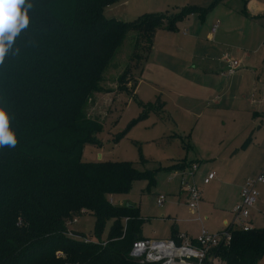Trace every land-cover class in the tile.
<instances>
[{
	"label": "trees",
	"instance_id": "trees-1",
	"mask_svg": "<svg viewBox=\"0 0 264 264\" xmlns=\"http://www.w3.org/2000/svg\"><path fill=\"white\" fill-rule=\"evenodd\" d=\"M119 1L28 0L29 25L14 44L19 53L10 52L0 65V107L18 141L0 148V264H140L130 255L133 243L144 238L140 206L114 204L109 195L129 192L137 180L153 185L156 170L131 161L84 160L85 143L96 141L103 127L87 107L95 92L107 91L103 71L129 29L146 37L152 52L159 28L175 30L179 20L209 8L148 12L135 21L107 17L106 8ZM127 75L128 69L119 76V90H129ZM154 103L162 104L159 98ZM192 164L183 160L174 167ZM82 213L95 216L98 241L68 233L67 222ZM177 235L173 224L171 237ZM210 254L224 264H259L264 227L236 229L229 246Z\"/></svg>",
	"mask_w": 264,
	"mask_h": 264
},
{
	"label": "rangeland",
	"instance_id": "rangeland-1",
	"mask_svg": "<svg viewBox=\"0 0 264 264\" xmlns=\"http://www.w3.org/2000/svg\"><path fill=\"white\" fill-rule=\"evenodd\" d=\"M189 6L209 9L203 14L197 12L184 17L189 21H186L187 19L184 21V18L179 20L175 34H179L180 37L184 33L191 34L185 29H191L189 22L194 21L200 28H204L206 33L217 21L221 26L218 31L225 27L232 29L234 32L231 35L236 49H229L232 54L230 55L237 56V49H240L241 53L244 50L251 53L252 58L242 62V68L236 74L243 72L244 76L235 80L231 92L236 93V88L241 85L244 93L249 95V86L253 85L254 79L251 70L254 62L257 63L259 76L264 78V0H121L109 5L105 14L109 18L135 21L144 13L163 12L166 15H173ZM158 30L169 32L162 28ZM163 37L161 33L157 41H162ZM148 48L147 38L143 37L138 30L127 31L122 45L115 51L109 65L103 71L101 84L107 91L95 92L93 100L87 107L88 113L91 116H97L103 127L94 135L96 141L85 143L82 157L90 162L131 161L139 169L156 170V182L153 185H149L148 180H137L129 192L109 195L114 204L140 206L141 215L144 217L143 232L147 237H158L170 233L172 230L170 216L177 212L189 213L185 202L179 199L182 196L180 184L183 179L193 181L201 187L203 179L201 168L206 169L211 165L212 169L217 171L218 179L222 176L228 182L226 174L240 168L238 177L234 181L223 187H214L210 196L204 195V202L208 204V209L202 206L200 213L204 218L205 226L215 230L217 223H212V220H216L209 210V203L213 201L218 203L221 197L220 191L224 189L240 192L247 180L256 178L264 167L262 164L264 163V127H261L263 118L253 117L249 102L246 103L243 100L238 101L237 105L232 104L230 110L225 106L219 107L224 110L222 113H218L219 110L214 112V109L205 113L201 112L202 106L197 104L192 110L195 111L193 114L184 115L173 107V112L172 109H168L166 116H161L163 111L155 105L156 96H153V92L143 94L147 100L136 92L133 94L136 79L141 75L148 59H151L150 54L153 51H148ZM176 55L182 60L191 57L182 48L177 49ZM225 55L228 54L219 51L216 57L222 58ZM191 62L197 65L201 63L199 57ZM181 63L183 61L175 65L174 60L172 62L174 65L171 67L176 69ZM126 69H128V75L124 84L129 90H119L118 78ZM219 71L218 69L217 72ZM193 79L199 82V77L196 76ZM229 79L221 76L219 79L221 87L230 88L229 85L234 79L232 82ZM254 119L256 124H251L250 122ZM248 125L252 126L246 128ZM245 130L247 133L244 132ZM251 134V141L254 144H250V149L247 152L237 150L235 141L240 140L244 143ZM241 145L238 144L239 147ZM143 160L146 162L142 163ZM183 160L199 163L200 169L194 177L188 175L187 170L174 167L175 163ZM216 182L211 183V186L216 185ZM257 189L258 197L250 208L249 221L252 227L262 228L264 227V183H259ZM160 195L166 196L162 206L157 203ZM228 195L221 197L223 201L221 204L228 205L231 200L226 198ZM225 207L228 209V206ZM206 216L207 219H205ZM76 218L77 222H70L71 220L67 222L68 233L72 234V230L79 231L93 241H98L99 239L95 236V216L82 213ZM111 224L112 220H109L102 234V241L107 240ZM58 256H64L63 251H58ZM212 264L221 263L215 260ZM260 264H264V258Z\"/></svg>",
	"mask_w": 264,
	"mask_h": 264
},
{
	"label": "crops",
	"instance_id": "crops-1",
	"mask_svg": "<svg viewBox=\"0 0 264 264\" xmlns=\"http://www.w3.org/2000/svg\"><path fill=\"white\" fill-rule=\"evenodd\" d=\"M186 19L184 18L183 20L189 21L188 18ZM215 23H213L212 26ZM212 26L209 30H207L206 33V30L204 28H200L197 22H189V27L191 29H185V31H189L191 32V34L187 35L183 32L184 34L182 35V37H180L179 34H175V30H169L165 27L161 28L166 29L169 32H160L159 30H157L152 50L153 52L150 54L151 59H148V63L143 66L141 75L136 79L133 94H135L136 92L144 100H147L144 98V95L148 92H153V96H156V100L159 98L162 102V104L159 105V110L163 111V114L161 116H164L166 114V111L168 109H172L173 107L176 108L179 113L181 112L184 115H190L195 112L192 110L194 109V106L196 107L197 104H200L202 106L201 112L205 113L206 111L214 109V112L219 110L218 113H222L224 110L219 109V107L225 106L229 108L228 110H230L232 104L237 105L238 101L243 100L244 102L246 101V103L249 102V106L251 107L250 111L253 117L263 118L262 126H260L264 127V78L259 76V72L257 71V63L254 62L252 65L253 67L246 66L248 68L251 67L254 75L253 85L249 86L250 94L246 95L241 85L236 88L237 92L233 94L231 90L233 88L235 80L237 78H242L244 74L243 72L238 74H236V72L229 75L225 74L226 64H224V61L221 57H216V54L220 51L230 55L231 51L229 49H236L234 47L235 41L232 40L231 35L234 31L232 29H226V27L218 31L221 27L219 23L217 30L213 32ZM161 33L162 35H164V37L162 41H157ZM180 48L188 52L191 57L185 58L184 60L179 58L176 54L177 49ZM237 50L238 53L235 58H238L241 61V65L238 69L239 71L242 68V62L244 63L251 60L252 54L247 52L246 50H244L243 53L240 52V49ZM197 57L200 58L201 63H199V65H197V63L191 62L193 60H196ZM174 60L175 65L182 61L183 63H181V65L177 66V68L175 69L171 67L172 65H174L172 64ZM218 69L220 70L219 72H217ZM196 76L199 77V82L194 81L193 78ZM221 76L230 78L229 81L231 80V82L234 79L233 82L229 85L230 88L224 89V87H221L222 85L219 81ZM159 92L160 95H158ZM195 101L198 102L194 103ZM255 106L256 108H254ZM255 120L256 119L252 120L250 123L256 124ZM250 126L248 125L246 128H249ZM244 132L247 133V130H245ZM249 136H251L252 140V134ZM238 144H242V148L241 146L239 147ZM243 144L244 143H241L240 140L235 141L237 150L247 152L250 149V144H254V142L250 141V143L246 147H243ZM191 163L197 162L191 161ZM197 164L198 171L200 168L199 163ZM262 164L264 165V163ZM212 170L213 169L211 165L207 166L206 169L201 168L203 178L208 172ZM213 171L216 172L215 179L207 184H205L202 179L201 187H199L202 194V199L199 204V210L195 211L189 207L186 192L182 187V184H180L182 196H180L179 199L185 202L186 206L188 207L187 209L189 213L187 214L184 212H177L176 214L170 216L172 219V226L173 224L176 225L177 233H186L192 240L196 239L203 227H205L209 232L221 231L225 227L226 223H229L233 220V209L241 198V190L240 192H234L230 189H224L220 191L221 197L224 198L227 194H229L226 198H230L231 200L228 205H224L221 204L223 201L221 197H219L218 203L216 201H213V203H209V210L211 211L212 215L215 216L214 218L216 220H212V223L216 222L217 227L215 230L208 229L205 226L204 218L200 213L202 206L203 208L208 209V204L204 202V195L207 194L210 196L211 190H214V187H223L234 181L236 177H238L240 168L235 171H230V173L226 174L227 178L229 179L228 182L227 180L225 181V178L222 176H219L218 179L217 171ZM214 181L216 182V185L211 186V183H213ZM225 206H228V209ZM207 218L208 217L206 216L205 219ZM142 235L144 238H169L172 236V230H170V233L164 234L163 236L147 237L144 234L142 228ZM215 260H218L219 263L224 264L219 259Z\"/></svg>",
	"mask_w": 264,
	"mask_h": 264
},
{
	"label": "built area",
	"instance_id": "built-area-1",
	"mask_svg": "<svg viewBox=\"0 0 264 264\" xmlns=\"http://www.w3.org/2000/svg\"><path fill=\"white\" fill-rule=\"evenodd\" d=\"M217 21L212 26L215 32L219 26ZM222 60L226 64L225 74H234L238 71L241 61L231 55H225ZM198 164L193 163L186 168L187 174L194 177ZM216 177L215 171H210L203 178L205 184ZM264 183V167L256 178H250L241 190L240 201L233 209V220L226 223L225 227L218 232H209L202 228L196 239L192 240L186 233H180L176 238H142L133 243L130 255L140 264H212L216 255L211 252L221 247L229 246L232 241L233 231L236 229L249 230L252 228L249 217L250 208L254 205L258 197L257 185ZM184 188L188 205L191 209L198 211L202 199L201 189L193 181L183 179L181 181ZM166 201V196L160 195L157 203L161 206ZM200 219V217H199ZM77 222V218L73 221Z\"/></svg>",
	"mask_w": 264,
	"mask_h": 264
},
{
	"label": "clouds",
	"instance_id": "clouds-1",
	"mask_svg": "<svg viewBox=\"0 0 264 264\" xmlns=\"http://www.w3.org/2000/svg\"><path fill=\"white\" fill-rule=\"evenodd\" d=\"M31 8L28 0H0V65L10 52L19 53L18 48L14 49V44L17 36L29 25L28 10ZM17 142L9 113L0 107V148H14Z\"/></svg>",
	"mask_w": 264,
	"mask_h": 264
}]
</instances>
